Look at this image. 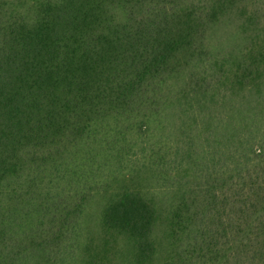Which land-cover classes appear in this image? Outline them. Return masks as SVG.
Returning a JSON list of instances; mask_svg holds the SVG:
<instances>
[{"label":"trees","instance_id":"1","mask_svg":"<svg viewBox=\"0 0 264 264\" xmlns=\"http://www.w3.org/2000/svg\"><path fill=\"white\" fill-rule=\"evenodd\" d=\"M238 1L0 0V264H67L106 155L148 129L167 80L199 67ZM255 27L241 26L258 38ZM247 103L238 114L258 116ZM233 132L230 171L174 205L127 194L104 209L102 223L132 243L131 264H264V133Z\"/></svg>","mask_w":264,"mask_h":264},{"label":"rangeland","instance_id":"2","mask_svg":"<svg viewBox=\"0 0 264 264\" xmlns=\"http://www.w3.org/2000/svg\"><path fill=\"white\" fill-rule=\"evenodd\" d=\"M258 13L264 14V0H239L230 23L212 30L213 50L203 54L199 67H186V72L167 80L159 94V116L148 129L128 134V142L122 140L119 144L117 159L106 155L103 166L92 178L96 186L90 187L98 189L88 199L84 222L64 247L63 256L70 258L65 260L67 264H88L94 259L108 264L105 258L112 251L117 253L118 264H131L132 243L111 232L112 221L107 220L106 225L101 221L104 209L115 198L135 194L152 208L174 205L206 176L230 171L235 127L259 126L260 134L264 133V100L259 99L264 98V54L258 56L259 49L264 50V18L251 24L252 16ZM244 25L256 26L259 37L241 28ZM240 61L263 65L258 73L247 77L239 69ZM174 62L170 67L178 68L180 63ZM237 73L240 78L235 77ZM248 101L257 102L258 116L238 114ZM82 179L87 184L91 178L82 174ZM67 190L68 194L75 193V187Z\"/></svg>","mask_w":264,"mask_h":264}]
</instances>
